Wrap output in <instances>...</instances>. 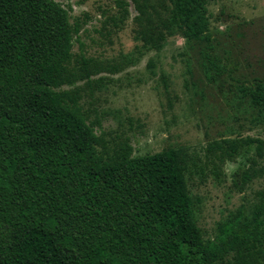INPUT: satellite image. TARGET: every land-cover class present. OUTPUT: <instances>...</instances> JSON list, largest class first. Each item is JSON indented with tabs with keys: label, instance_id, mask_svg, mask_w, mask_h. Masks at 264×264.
Segmentation results:
<instances>
[{
	"label": "trees",
	"instance_id": "1",
	"mask_svg": "<svg viewBox=\"0 0 264 264\" xmlns=\"http://www.w3.org/2000/svg\"><path fill=\"white\" fill-rule=\"evenodd\" d=\"M133 2L149 46L208 30V0H169L157 21L146 0ZM70 11L58 0H0V264H264V188L205 239L186 148L134 155L125 142L108 151L76 84L92 91L94 76L116 68L85 53L88 16ZM207 66L217 64L208 56ZM242 92L264 110L261 81ZM252 148L262 157L259 138L213 140L205 156L214 172ZM249 171L234 175L244 184Z\"/></svg>",
	"mask_w": 264,
	"mask_h": 264
},
{
	"label": "rangeland",
	"instance_id": "2",
	"mask_svg": "<svg viewBox=\"0 0 264 264\" xmlns=\"http://www.w3.org/2000/svg\"><path fill=\"white\" fill-rule=\"evenodd\" d=\"M71 15L88 19L81 36L83 50L116 70L85 82L83 106L88 120L97 121V133L111 152L129 142L134 155L184 147L193 159L186 175L193 211L205 239L215 234L218 221L240 205L250 210L256 192L264 188V151L254 148L213 172L205 148L225 138H259L264 142V110L253 105L242 88L264 84V0H208V30L201 37L179 33L144 43L135 21L137 5L127 10L114 0H58ZM150 18L165 15L169 0H146ZM141 5V1H140ZM145 24V22H144ZM74 52L79 50L74 43ZM216 68H208L207 57ZM254 160V162H251ZM233 165L249 171L244 184Z\"/></svg>",
	"mask_w": 264,
	"mask_h": 264
},
{
	"label": "clouds",
	"instance_id": "3",
	"mask_svg": "<svg viewBox=\"0 0 264 264\" xmlns=\"http://www.w3.org/2000/svg\"><path fill=\"white\" fill-rule=\"evenodd\" d=\"M237 167H238V165H233V166H232V170H233V171H236V170H237Z\"/></svg>",
	"mask_w": 264,
	"mask_h": 264
}]
</instances>
